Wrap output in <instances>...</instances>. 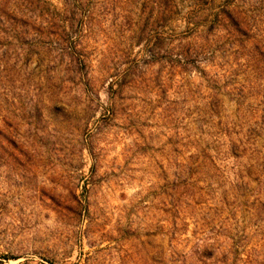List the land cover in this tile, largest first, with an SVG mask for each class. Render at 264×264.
<instances>
[{"label":"rangeland","instance_id":"rangeland-1","mask_svg":"<svg viewBox=\"0 0 264 264\" xmlns=\"http://www.w3.org/2000/svg\"><path fill=\"white\" fill-rule=\"evenodd\" d=\"M0 264H264V0H0Z\"/></svg>","mask_w":264,"mask_h":264}]
</instances>
